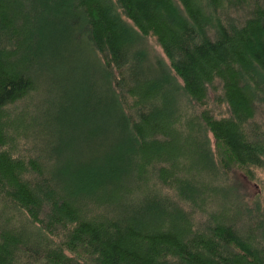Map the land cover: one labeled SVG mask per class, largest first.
I'll use <instances>...</instances> for the list:
<instances>
[{
	"label": "trees",
	"instance_id": "trees-1",
	"mask_svg": "<svg viewBox=\"0 0 264 264\" xmlns=\"http://www.w3.org/2000/svg\"><path fill=\"white\" fill-rule=\"evenodd\" d=\"M263 206L264 0H0V264H264Z\"/></svg>",
	"mask_w": 264,
	"mask_h": 264
},
{
	"label": "bare ground",
	"instance_id": "bare-ground-1",
	"mask_svg": "<svg viewBox=\"0 0 264 264\" xmlns=\"http://www.w3.org/2000/svg\"><path fill=\"white\" fill-rule=\"evenodd\" d=\"M183 13H184V12H183ZM201 21H202V20H201ZM82 42H83V41H82ZM218 43H219V42H218ZM81 44H82V43H81ZM138 44H139V43H138ZM83 45H84V44H83ZM85 49H86V48H85ZM133 49H134V48H133ZM91 51H92V50H91ZM92 52H94V51H92ZM153 52H154V51H153ZM65 53H66V52H65ZM157 53H158V52H157ZM66 54H67V53H66ZM94 54H95V53H94ZM154 54H155V53H154ZM158 54H159V53H158ZM91 55H92V54H91ZM156 55H157V54H156ZM71 56H72V55H71ZM81 56H83V55H81ZM84 56H85V55H84ZM96 56H97V55H96ZM91 57H94V56L92 55V56H90V58H91ZM162 57H163V56H162ZM162 57H161V58H162ZM90 58H89V59H90ZM94 60H95V59H94ZM155 60H157V59L155 58ZM96 61H97V60H96ZM145 61H146V60H145ZM98 62H99V61H98ZM148 62H149V64H150V61H148ZM148 62H147V63H148ZM161 62H162V61H161ZM166 62H167V61H166ZM92 63H93V62H92ZM99 63H100V62H99ZM94 64H95V63H94ZM142 64H143V63H142ZM103 65H104V64H103ZM112 66H113V65H112ZM152 66H153V65H152ZM102 67H103V66H102ZM104 67H105V66H104ZM104 67H103V68H104ZM154 67H155V66H154ZM154 67H153V68H154ZM90 68H91V67H90ZM115 68H116V67H115ZM147 68H148V67H147ZM95 69H96V68H95ZM168 69H169V68H168ZM95 71H96V70H95ZM95 71H94V72H95ZM92 72H93V71H92ZM88 73H89V72H88ZM96 73H97V71H96ZM96 73H95V74H96ZM176 73H177V71H176ZM92 75H93V74H92ZM99 75H100V73H99ZM93 76H94V75H93ZM135 76H136V75H135ZM155 76H156V75H155ZM91 77H92V76H91ZM93 78H94V77H93ZM171 79H174V78H171ZM98 80H99V79H98ZM101 81H102V80H101ZM169 81H170V80H169ZM172 81H173V80H172ZM177 81H178V80H176V82H177ZM109 82H110V81H109ZM163 83H164V82H163ZM179 83H180V82H179ZM99 84H102V82L99 83ZM111 84H112V83H111ZM108 85H109V84H108ZM166 85H167V84H166ZM166 85H165V86H166ZM181 85H182V84H181ZM165 86H164V87H165ZM184 86H185V85H184ZM103 87H104V86H103ZM93 88H94V87H93ZM168 88H170V86H169ZM112 89H113V88H112ZM108 90H109V89H108ZM174 91H175V90H174ZM211 91H212V90H211ZM177 92H178V91H177ZM116 93H117V92H116ZM116 93H115V94H116ZM111 95H112V94H111ZM182 96H184V95H182ZM182 96H181V97H182ZM190 96H191V95H190ZM207 96H208V95H207ZM191 97H192V96H191ZM176 99H177V98H176ZM176 99H175V101H176ZM180 100H181V99H180ZM121 103H122V102H121ZM186 103H187V102H186ZM186 103H185V104H186ZM118 104H119V102H118ZM187 104H188V103H187ZM188 106H189V105H188ZM191 106H192V105H191ZM227 106H228V105H227ZM184 107H185V106H184ZM227 108H228V107H227ZM188 109H189V108H188ZM191 109H192V108H191ZM178 110L180 111V109H178ZM182 110H183V109H182ZM184 111H185V110H184ZM189 111H190V110H189ZM221 111H222V110H221ZM176 112H177V111H175V113H176ZM219 112H220V111H219ZM180 114H181V113H180ZM183 115H184V114H183ZM188 115H189V114H188ZM192 115H193V114H192ZM222 115H223V114H222ZM176 116H177V115H176ZM178 118H179V117H178ZM188 119H189V117H188ZM191 119H192V118H191ZM196 119H197V118H196ZM197 120H198V119H197ZM185 121H186V120H185ZM185 121H184V122H185ZM198 121H200V120H198ZM193 122H194V121H193ZM200 122H201V121H200ZM204 122H205V121H204ZM172 124H173V123H172ZM199 124H200V123H199ZM111 127H112V126H111ZM107 131H108V130H107ZM195 132H196V131H195ZM103 133H104V132H103ZM199 133H200V132H199ZM30 134H32V133H30ZM106 134H107V133H106ZM196 134H197V133H196ZM130 135H131V134H130ZM102 136H103V135H102ZM198 136H199V135H198ZM106 137H107V136H106ZM108 137H111V136L108 135ZM129 137H130V136H129ZM199 137H200V136H199ZM136 138H137V137H136ZM196 139H197V138H196ZM197 140H198V139H197ZM202 147H203V146H202ZM42 148H43V147H42ZM204 148H205V147H204ZM45 149H46V148H45ZM43 151H44V150H43ZM176 151H177V150H176ZM201 152H202V151H201ZM204 152H206V151H204ZM64 155H65V154H64ZM66 156H67V155H66ZM185 156H186V155H184V157H185ZM53 157H54V156H53ZM260 157H261V156H260ZM56 159H57V158H56ZM50 160H51V159H50ZM135 162H136V161H135ZM158 163H159V162H158ZM182 163H183V162H182ZM180 164H181V163H180ZM193 167H194V166H192V168H193ZM133 168H134V165H133ZM135 168H136V167H135ZM197 168H199V167H197ZM203 168H204V167H203ZM204 169H205V168H204ZM147 170H148V169H147ZM150 170H151V169H150ZM150 170H149V171H150ZM206 170H207V169H206ZM134 171H135V170H134ZM149 171H148V172H149ZM154 171H155V170H154ZM192 171H193V170H192ZM192 171H191V172H192ZM218 172H219V171H217V173H218ZM210 173H212V172H210ZM135 174H136V173H134V175H135ZM190 174H191V173H190ZM198 174H199V173H198ZM218 174H219V173H218ZM235 174H236V173H235ZM131 175H132V173H131ZM134 175H133V178L135 177ZM195 175H196V174H195ZM214 175H215V174H214ZM188 176H189V175H188ZM234 176H235V175H234ZM128 177H129V176H128ZM182 177H183V176H182ZM192 177H193V176H192ZM195 177H196V176H195ZM198 177H199V176H198ZM216 177H217V175H216ZM129 178H130V177H129ZM152 178H153V177H152ZM193 178H194V177H193ZM203 178H204V177H203ZM194 179L196 180V178H194ZM150 180H152V179H150ZM188 180H189V179H188ZM201 180H202V179H201ZM217 180H218V178H217ZM220 180H221V179H220ZM233 180H234V178H233ZM135 181H136V180H135ZM192 181H193V180H192ZM222 181H223V180H222ZM156 182H157V181H156ZM214 182H215V181H214ZM134 183H135V182H134ZM142 183H143V182H142ZM148 183H149V182H148ZM208 183H209V181H208ZM211 183H212V182H211ZM216 183H217V182H216ZM151 184H152V183H151ZM160 184H161V183H160ZM192 184H193V183H192ZM152 185H153V184H152ZM194 185H195V184H194ZM199 185H200V184H199ZM217 185H218V184H217ZM127 186H128V184H127ZM143 186H144V185H143ZM197 186H198V185H197ZM227 186H228V185H227ZM234 186H235V185H234ZM139 187H140V184H139ZM151 187H152V186H151ZM155 187H156V186H155ZM194 187H195V186H194ZM214 187H216V185H215ZM217 187H218V186H217ZM217 187H216V188H217ZM222 187H223V186H221V188H222ZM231 187H232V186H231ZM231 187H230V188H231ZM132 188H133V186H132ZM146 189H147V186H146ZM156 189H157V188H156ZM224 189H225V188H224ZM135 190H136V189H135ZM173 190H174V189H173ZM197 190H198V189H197ZM206 190H207V189H206ZM226 190H227V189H226ZM236 190H237V189H236ZM132 191H133V190H132ZM139 191H140V190H139ZM143 191H145V190H143ZM174 191H175V190H174ZM222 191H223V190H222ZM222 191H221V192H222ZM234 191H235V190H234ZM160 192H161V191H160ZM228 192H229V191H228ZM131 193H132V192H131ZM131 193H130V194H131ZM143 193H144V192H143ZM204 193H205V192H204ZM204 193H203V194H204ZM225 193H226V192H225ZM128 194H129V193H128ZM212 194H213V193H212ZM222 194H223V193H222ZM222 194H221V195H222ZM134 195H135V194H134ZM134 195H133V196H134ZM215 195H216V194H215ZM232 195H233V194H232ZM130 196H131V195H130ZM139 196H140V195H139ZM219 196H220V195H219ZM230 196H231V195H230ZM213 197H214V196H213ZM220 197H221V196H220ZM129 198H130V197H129ZM215 198H216V196H215ZM228 198H230V197H228ZM228 198H226V199H228ZM136 199H137V198H136ZM180 199H181V198H180ZM216 199H217V198H216ZM216 199H213V200H216ZM234 199H235V198H234ZM236 199H237V198H236ZM134 200H135V198H134ZM223 201H224V200H223ZM226 201H228V200H226ZM229 201H230V200H229ZM237 201H238V200H237ZM211 202H212V201H211ZM216 203H217V202H216ZM219 203H220V202H219ZM222 203H223V202H222ZM222 203H221V204H222ZM235 203H236V202H235ZM187 204H188V203H187ZM214 204H215V203H214ZM231 204H232V201H231ZM215 205H216V204H215ZM222 205H223V204H222ZM237 205H238V204H237ZM183 206H184V205H183ZM205 206H206V205H205ZM228 206H229V205H228ZM228 206H227V207H228ZM234 206H235V205H234ZM251 206H252V205H251ZM208 207H209V206H208ZM215 207H216V206H214V209H215ZM218 207H219V206H218ZM227 207H226V208H227ZM263 207H264V206H263ZM187 208H188V207H187ZM206 208H207V207H206ZM211 208H212V205H211ZM211 208H210V209H211ZM238 208H239V207H238ZM238 208H236V209H238ZM216 209H217V208H216ZM228 209H229V208H228ZM232 209H233V208H232ZM234 209H235V208H234ZM240 209H241V208H240ZM194 210H195V209H194ZM212 210H213V209H212ZM252 210H253V209H252ZM241 212H242V211H241ZM241 212H240V213H241ZM238 214H239V213H238ZM238 214H237V215H238ZM227 215H228V214H227ZM229 215H230V214H229ZM229 215H228V216H229ZM231 215H232V214H231ZM234 215H236V214H234ZM238 216H240V215H238ZM232 217H233V216H232ZM234 217H235V216H234ZM233 219H234V218H233ZM230 221H231V219H230ZM230 223H231V222H230ZM230 223H229V224H230ZM244 227H245V226H244ZM24 231H25V230H24ZM26 235H27V234H26ZM231 248H232V247H231ZM253 264H254V263H253Z\"/></svg>",
	"mask_w": 264,
	"mask_h": 264
}]
</instances>
